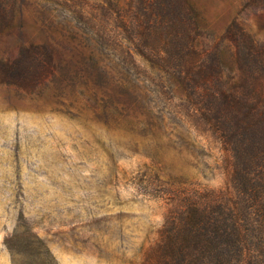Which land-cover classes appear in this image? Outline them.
<instances>
[{
	"label": "rangeland",
	"instance_id": "374dc122",
	"mask_svg": "<svg viewBox=\"0 0 264 264\" xmlns=\"http://www.w3.org/2000/svg\"><path fill=\"white\" fill-rule=\"evenodd\" d=\"M15 1L0 0V264L13 263L15 231L42 239L56 264H158L176 203L232 190L230 153L176 116L173 98L137 117L106 104L129 81L144 101L177 85L142 44L138 0ZM192 1L201 43L234 21L264 39L246 0Z\"/></svg>",
	"mask_w": 264,
	"mask_h": 264
},
{
	"label": "trees",
	"instance_id": "16d2710c",
	"mask_svg": "<svg viewBox=\"0 0 264 264\" xmlns=\"http://www.w3.org/2000/svg\"><path fill=\"white\" fill-rule=\"evenodd\" d=\"M138 1L142 44L159 68L176 70L177 85L157 83L152 100L144 101L145 92L129 81L113 86L106 104L137 117L152 110L154 97L173 98L180 103L170 104L176 116L209 130L233 162L232 190L176 203L153 249L156 263L264 264V39L234 21L220 37L201 43L205 32L192 0ZM247 9L264 14V0H246ZM52 63L50 54L43 69ZM5 245L12 264H56L45 242L29 231H15Z\"/></svg>",
	"mask_w": 264,
	"mask_h": 264
}]
</instances>
